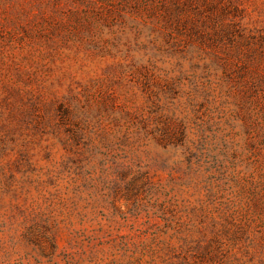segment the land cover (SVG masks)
<instances>
[{"label":"rangeland","instance_id":"rangeland-1","mask_svg":"<svg viewBox=\"0 0 264 264\" xmlns=\"http://www.w3.org/2000/svg\"><path fill=\"white\" fill-rule=\"evenodd\" d=\"M0 264H264V0H0Z\"/></svg>","mask_w":264,"mask_h":264}]
</instances>
